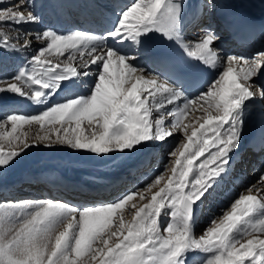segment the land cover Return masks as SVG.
Returning a JSON list of instances; mask_svg holds the SVG:
<instances>
[{
  "label": "snow or ice",
  "instance_id": "1",
  "mask_svg": "<svg viewBox=\"0 0 264 264\" xmlns=\"http://www.w3.org/2000/svg\"><path fill=\"white\" fill-rule=\"evenodd\" d=\"M8 2L0 9V53L30 58L0 74V170L40 145L107 157L180 134L183 140L168 150L170 174H154L142 190L126 189L94 206L52 199L0 203V264H264V174L202 234L194 232L198 203L240 149L247 106L264 101V83H256L264 48L251 56L227 54L215 47L219 36L210 25L186 41L184 0H129L102 35L22 32L19 25L40 23L36 5ZM215 6L207 0L202 8ZM199 15L193 12L197 23ZM152 33L175 42L205 70H223L190 98L175 62L145 45ZM132 45L137 55H128ZM140 59L156 68L149 72ZM89 77L81 93L79 83ZM13 98L39 107L32 114L6 111ZM194 105L203 115L186 124ZM259 146L264 150V136Z\"/></svg>",
  "mask_w": 264,
  "mask_h": 264
},
{
  "label": "bare ground",
  "instance_id": "2",
  "mask_svg": "<svg viewBox=\"0 0 264 264\" xmlns=\"http://www.w3.org/2000/svg\"><path fill=\"white\" fill-rule=\"evenodd\" d=\"M121 1L124 0H29L30 3L36 5L35 11L41 17L40 23L22 24L18 27L22 32L35 33L45 28L57 31L59 27L69 26L67 28H75V31L81 29L95 35L103 34L106 29L111 28L114 16L117 15L121 7L117 3ZM184 2L188 6L182 33L186 41L192 40L199 33L201 26L210 25L219 36L215 47L222 49L227 54L251 56L256 50L264 48V29L256 33L251 42H241L233 36V32L240 28L239 24H242V27L255 22L253 18L245 20L250 11L249 3L246 0H214L215 8H202L207 0H184ZM259 4L261 8L257 15L261 21H264V0H259ZM7 6H10L8 0H0V9ZM200 11H202V15H199L197 23L193 20V12L199 13ZM242 17L243 19L239 23ZM202 23L204 24L202 25ZM22 42L21 40L20 43ZM39 43L33 36L32 47L36 48ZM162 43L163 38L158 33L150 34L145 41L147 48L156 53ZM125 47L127 48V46ZM139 51L140 49L136 45H132L128 55H137ZM25 56H29V53L8 52L4 53L3 57L0 53V74L14 71L18 62ZM138 63L146 67L149 72L156 68L155 64L146 63L143 59H140ZM91 71H95V68H92ZM210 71L213 74L210 80L219 76V71L211 69ZM260 75L256 80L258 84L261 83ZM89 81H91V77L80 82L77 90L83 93L85 84ZM185 89L190 98H194L198 94L191 91L190 88L185 87ZM203 90H206V87ZM63 95L64 93L60 92L55 98H61ZM18 100L10 103L8 108L27 111L28 106L23 103L22 99ZM197 107L198 105H194L193 109L189 110V115L184 120L186 124H192L197 117L203 115L202 111L195 110ZM262 136H264V101L257 100L250 103L245 110V124L240 149L233 154L227 174L214 186L211 194H206L203 203L197 205L194 218V232L197 236L210 226L212 218H218L223 211L230 207L231 200L238 198L241 192H246V185L257 184L259 176L264 174V150H261L259 146ZM181 140H183L182 134L170 138L166 143L146 144L139 148L124 168L93 180L83 181L52 175L49 172H37L21 176L14 182H0V203L56 198L68 202L70 205H81L82 201L95 200L85 204L94 206L96 204L94 202L111 200L125 191L127 187L128 189L142 190L146 187L144 183L151 182V179L155 178L154 174H158L161 169L165 176L170 174L172 162L167 153L169 148L174 147V142L178 143ZM116 154L118 155L116 159H119L122 153L116 152ZM149 161L153 163L150 164ZM140 166L145 167L140 170ZM125 174L127 176H124ZM143 184L144 186L141 187ZM35 185H37L36 188ZM85 188L88 189V192L84 191ZM97 190L98 192H96ZM133 202L140 203L138 199H134ZM125 218L130 220L131 213H128Z\"/></svg>",
  "mask_w": 264,
  "mask_h": 264
},
{
  "label": "rangeland",
  "instance_id": "3",
  "mask_svg": "<svg viewBox=\"0 0 264 264\" xmlns=\"http://www.w3.org/2000/svg\"><path fill=\"white\" fill-rule=\"evenodd\" d=\"M123 2L124 3L119 8L118 12L125 4L129 3V0H124ZM203 24L204 23H202V25ZM79 31L82 30L79 29ZM98 35L102 34L98 33ZM36 48H38V46ZM3 55L4 53H1V57H3ZM27 57L30 58V56H25L23 60H20L18 62L17 66L22 67L26 60L25 58ZM13 99L14 102L19 101L16 98ZM59 99L60 98L58 97L54 98L53 102ZM23 103L28 106V110H19V113L32 114L36 112L37 108L39 107L28 101L23 100ZM5 110L9 112L12 111L11 108ZM24 130H27V126H25ZM139 148L140 147H137L134 151H130L129 153L128 151H125L124 153L120 154L119 159H116L118 157L116 153H111L107 157H104L97 156L88 151L73 150L71 148L60 145H55L53 147H45L43 145H40L38 147H30L29 149L24 151V153L11 167L0 170V182H14V180L20 178L21 176H24L26 174H34L37 172H49L52 175L60 177H70L72 179H80L83 181L93 180L104 175L112 174L116 170L124 168L126 165H128V162L132 160V157L135 155V153L138 152ZM149 162L150 164L153 163L152 161ZM144 167L145 166H140V170H142ZM161 170L158 172V174L163 173ZM124 176L127 175L125 174ZM144 184L141 185V187H143ZM36 186L37 185H35L34 187L36 188ZM126 189H128V187ZM44 200L47 199L45 198ZM52 200L57 199L55 198ZM93 201L95 200L82 201L81 205H85L86 203L90 202L92 203ZM99 201L101 202L104 200ZM99 201L94 202L96 203L95 205L99 204Z\"/></svg>",
  "mask_w": 264,
  "mask_h": 264
}]
</instances>
